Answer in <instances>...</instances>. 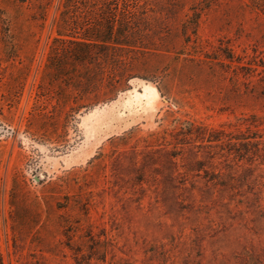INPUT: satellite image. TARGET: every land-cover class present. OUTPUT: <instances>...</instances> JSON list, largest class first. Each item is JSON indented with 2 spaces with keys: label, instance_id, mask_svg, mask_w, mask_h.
Here are the masks:
<instances>
[{
  "label": "rangeland",
  "instance_id": "obj_1",
  "mask_svg": "<svg viewBox=\"0 0 264 264\" xmlns=\"http://www.w3.org/2000/svg\"><path fill=\"white\" fill-rule=\"evenodd\" d=\"M58 5L0 23V264H264V0L99 6L135 47L67 77Z\"/></svg>",
  "mask_w": 264,
  "mask_h": 264
},
{
  "label": "trees",
  "instance_id": "obj_2",
  "mask_svg": "<svg viewBox=\"0 0 264 264\" xmlns=\"http://www.w3.org/2000/svg\"><path fill=\"white\" fill-rule=\"evenodd\" d=\"M54 1L55 0H5L8 7L13 5L16 8L17 16L9 18L12 19V23L8 21V19L4 20L0 17L1 29L4 31V35H9L8 32L13 26V23L16 26H24L28 21H46L47 11ZM119 1L121 0H59V15L54 19L58 38H55L51 49L52 54L59 57L58 60L60 63L57 65H59L58 70L63 72V74H61L62 76H68L64 75L66 71L63 68L65 61L72 60L75 64L93 63L97 58H101L98 51H96L98 48H102L101 46L111 47L116 52L135 47L134 37L138 33L137 29L132 26L130 21L122 20V22H120L121 19L117 20L118 17H120L117 12L111 14V20L104 26H96L91 22L97 15L95 13L96 8L99 6L106 8L109 4L111 6V3H116L117 6V2ZM84 17L88 20L86 21L87 24L83 23ZM5 26L7 28H4ZM113 59L120 64L124 63L121 54H115ZM50 65L55 66L53 61L50 62ZM89 72H91V70H88L86 74L84 73V77H80L78 73H75L76 75L73 74L76 84L81 83V79H85L86 81L94 80L95 78H92V73ZM120 77L122 81L131 79L126 72ZM70 81L71 85L75 87L76 84L73 85L71 79ZM123 87L124 85L119 86L116 90H121ZM211 141L212 140H210V142ZM250 144L251 143H246L244 145L247 147ZM251 145L257 148L256 152H253L250 157L248 156L250 152L246 151L245 155H240L241 159H245V156H247V159L252 161L258 156L257 153L260 152L259 143H253Z\"/></svg>",
  "mask_w": 264,
  "mask_h": 264
},
{
  "label": "bare ground",
  "instance_id": "obj_3",
  "mask_svg": "<svg viewBox=\"0 0 264 264\" xmlns=\"http://www.w3.org/2000/svg\"><path fill=\"white\" fill-rule=\"evenodd\" d=\"M156 92V91H155Z\"/></svg>",
  "mask_w": 264,
  "mask_h": 264
}]
</instances>
